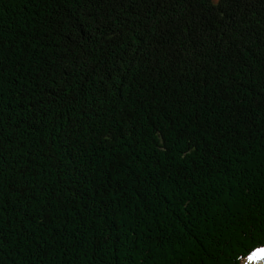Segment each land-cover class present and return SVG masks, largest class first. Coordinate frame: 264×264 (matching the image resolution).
I'll list each match as a JSON object with an SVG mask.
<instances>
[{
  "label": "trees",
  "instance_id": "16d2710c",
  "mask_svg": "<svg viewBox=\"0 0 264 264\" xmlns=\"http://www.w3.org/2000/svg\"><path fill=\"white\" fill-rule=\"evenodd\" d=\"M257 249L264 0H0V264Z\"/></svg>",
  "mask_w": 264,
  "mask_h": 264
},
{
  "label": "snow or ice",
  "instance_id": "6c2138e0",
  "mask_svg": "<svg viewBox=\"0 0 264 264\" xmlns=\"http://www.w3.org/2000/svg\"><path fill=\"white\" fill-rule=\"evenodd\" d=\"M262 257H264V249H257L249 254L248 259L256 260V259H261Z\"/></svg>",
  "mask_w": 264,
  "mask_h": 264
},
{
  "label": "rangeland",
  "instance_id": "374dc122",
  "mask_svg": "<svg viewBox=\"0 0 264 264\" xmlns=\"http://www.w3.org/2000/svg\"><path fill=\"white\" fill-rule=\"evenodd\" d=\"M242 264H264V257L256 260H249L248 257L242 261Z\"/></svg>",
  "mask_w": 264,
  "mask_h": 264
},
{
  "label": "bare ground",
  "instance_id": "6f19581e",
  "mask_svg": "<svg viewBox=\"0 0 264 264\" xmlns=\"http://www.w3.org/2000/svg\"><path fill=\"white\" fill-rule=\"evenodd\" d=\"M215 190V189H214ZM166 216V215H165Z\"/></svg>",
  "mask_w": 264,
  "mask_h": 264
}]
</instances>
